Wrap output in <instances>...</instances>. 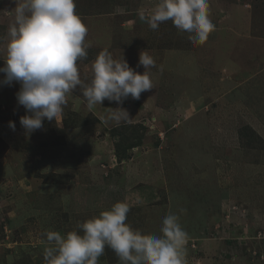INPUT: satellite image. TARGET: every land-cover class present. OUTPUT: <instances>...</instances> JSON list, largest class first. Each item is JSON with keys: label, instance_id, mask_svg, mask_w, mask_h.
Wrapping results in <instances>:
<instances>
[{"label": "rangeland", "instance_id": "rangeland-1", "mask_svg": "<svg viewBox=\"0 0 264 264\" xmlns=\"http://www.w3.org/2000/svg\"><path fill=\"white\" fill-rule=\"evenodd\" d=\"M155 3L75 0L90 45L81 80L105 48L140 74L147 51L153 89L139 100L89 110L77 88L61 119L28 132L19 83L0 84V264H45L44 233L77 230L117 202L143 234L179 215L188 264H264V0H209L215 31L202 45L171 21L142 22ZM15 7L0 0V38ZM117 107L130 120L110 119ZM99 264L120 261L106 247Z\"/></svg>", "mask_w": 264, "mask_h": 264}, {"label": "clouds", "instance_id": "clouds-1", "mask_svg": "<svg viewBox=\"0 0 264 264\" xmlns=\"http://www.w3.org/2000/svg\"><path fill=\"white\" fill-rule=\"evenodd\" d=\"M16 7L7 12L11 18L6 36L0 38L4 66L0 67V84L19 83L18 105L28 113L20 117V125L28 132L42 129L43 121L62 118L67 97L79 88L89 110L104 100L122 105L131 97L139 100L143 92L153 89L148 70L154 59L141 51L138 66L143 74L129 66L121 56L114 59L108 48L91 62V79L81 80L77 62L87 58L88 29L76 13L75 0H14ZM139 19L157 30L171 21L180 32L187 33L193 44H204L215 31L210 18L209 0H157L141 11ZM109 109V118L117 122L130 120L122 107ZM15 129V124L9 122ZM130 206L115 203L83 222L77 230L61 234L44 233L45 264H99L105 248L111 249L120 264H188V233L179 215L168 213L162 220L160 234H143L127 221ZM184 212V209L180 210Z\"/></svg>", "mask_w": 264, "mask_h": 264}]
</instances>
